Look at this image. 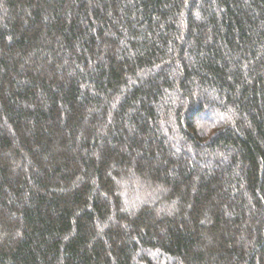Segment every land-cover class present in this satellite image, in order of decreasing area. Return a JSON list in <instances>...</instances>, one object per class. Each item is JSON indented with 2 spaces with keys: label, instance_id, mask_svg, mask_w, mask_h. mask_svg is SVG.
<instances>
[{
  "label": "trees",
  "instance_id": "trees-1",
  "mask_svg": "<svg viewBox=\"0 0 264 264\" xmlns=\"http://www.w3.org/2000/svg\"><path fill=\"white\" fill-rule=\"evenodd\" d=\"M0 264H264V0H0Z\"/></svg>",
  "mask_w": 264,
  "mask_h": 264
}]
</instances>
